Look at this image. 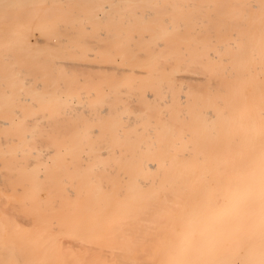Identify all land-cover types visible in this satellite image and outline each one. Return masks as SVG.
I'll list each match as a JSON object with an SVG mask.
<instances>
[{
  "label": "bare ground",
  "instance_id": "6f19581e",
  "mask_svg": "<svg viewBox=\"0 0 264 264\" xmlns=\"http://www.w3.org/2000/svg\"><path fill=\"white\" fill-rule=\"evenodd\" d=\"M0 264H264V0H0Z\"/></svg>",
  "mask_w": 264,
  "mask_h": 264
},
{
  "label": "rangeland",
  "instance_id": "374dc122",
  "mask_svg": "<svg viewBox=\"0 0 264 264\" xmlns=\"http://www.w3.org/2000/svg\"><path fill=\"white\" fill-rule=\"evenodd\" d=\"M101 12H102V11H100V10L98 11L97 15H98V14L100 15V16L98 15V18L101 17ZM103 15H104V14L102 13V16H103ZM30 32H32V33L30 34ZM36 38H37V32H36V30L31 29V30L29 31V34H28V42H29V44H33V43L35 42ZM58 57H59V56L56 57L57 60L61 59L60 57H59V58H58ZM75 75H76V74H75ZM77 76H78V74H77ZM74 102H75V101H74ZM74 102L70 103L69 105H66V107L70 108V107H71L70 105H72V107L75 108V109H76V107H78V106H79L78 108H80L81 110H82L83 108H87V107H86V106H87L86 104H83V105H84V106H83L82 103H80V102H79V103H78V102H75L76 104H77V103L79 104V105H78V104L76 105ZM73 103H74V104H73ZM80 104H81L82 107L80 106ZM98 106H100L99 108H103V107H104V104L101 105V103H100V104H98ZM98 106H97V107H98ZM78 108H77V109H78ZM86 110H87V111H86ZM85 111H86L87 113L90 111V110H89V106H88L87 109H85ZM82 112L84 113V109H83ZM86 112H85V113H86ZM85 113H84V114H85Z\"/></svg>",
  "mask_w": 264,
  "mask_h": 264
}]
</instances>
